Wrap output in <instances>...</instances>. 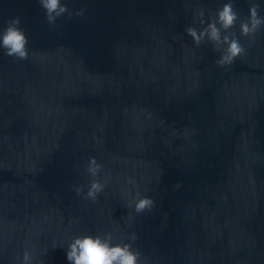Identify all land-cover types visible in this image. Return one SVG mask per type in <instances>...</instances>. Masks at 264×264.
<instances>
[{
    "label": "water",
    "instance_id": "1",
    "mask_svg": "<svg viewBox=\"0 0 264 264\" xmlns=\"http://www.w3.org/2000/svg\"><path fill=\"white\" fill-rule=\"evenodd\" d=\"M225 2L61 0L72 17L49 25L38 0H0V30L19 16L29 41L27 60L0 49V264H69L72 236L105 232L141 264H264V27L230 30L246 53L224 68L185 32Z\"/></svg>",
    "mask_w": 264,
    "mask_h": 264
},
{
    "label": "clouds",
    "instance_id": "2",
    "mask_svg": "<svg viewBox=\"0 0 264 264\" xmlns=\"http://www.w3.org/2000/svg\"><path fill=\"white\" fill-rule=\"evenodd\" d=\"M40 6L45 11V18L49 25H53L57 18L68 13L71 19L72 13L67 6L61 3V0H38ZM85 9L78 10L75 15L83 16ZM261 3L258 0H249L248 15L241 17L235 9L234 0H227L222 7L218 8L213 16L205 21V10L201 8L197 14L198 22L202 26L197 30L194 26L185 28V32L192 38L195 46L210 43L213 50L219 53V59L215 60L216 66L224 68L234 64L238 57L246 53L244 46L237 37L236 32L230 31L237 23L239 24V36L250 38L252 42L264 27V16L260 14ZM20 17H14L6 22V26L0 30V49L3 54L14 57L17 60H27L29 41L25 31L20 26ZM103 165L98 163L95 157H89L85 168L86 173L91 177L87 184V192L84 197L95 202L97 197L104 191L108 178L101 181L99 173ZM127 183L134 184L129 178ZM83 185L74 186L76 195H81ZM131 197L129 207L136 214H142L150 211L155 206L151 197L141 196L136 192L127 193ZM126 239L131 242L137 240L133 232ZM114 236L111 232L103 234L80 233L71 237L65 248L66 259L69 264H141V253L134 249L132 243H126L123 240L113 242ZM21 264H43L42 261H35L34 254L28 250L23 252Z\"/></svg>",
    "mask_w": 264,
    "mask_h": 264
}]
</instances>
